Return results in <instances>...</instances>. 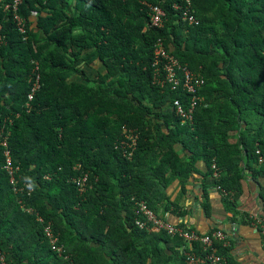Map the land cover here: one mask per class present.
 I'll list each match as a JSON object with an SVG mask.
<instances>
[{
	"label": "trees",
	"instance_id": "trees-1",
	"mask_svg": "<svg viewBox=\"0 0 264 264\" xmlns=\"http://www.w3.org/2000/svg\"><path fill=\"white\" fill-rule=\"evenodd\" d=\"M190 2L197 24L174 7L183 0H20L16 10L0 0L7 264H185L181 239L135 225L136 202L158 211L169 183L182 184L198 159L214 162L226 190L241 165L264 174V0ZM153 4L164 11L160 27L149 25ZM157 38L204 78L191 123L172 106L174 98L186 105L187 93L154 80ZM123 126L138 133L129 157L119 146ZM83 174L79 191L72 180Z\"/></svg>",
	"mask_w": 264,
	"mask_h": 264
},
{
	"label": "crops",
	"instance_id": "crops-1",
	"mask_svg": "<svg viewBox=\"0 0 264 264\" xmlns=\"http://www.w3.org/2000/svg\"><path fill=\"white\" fill-rule=\"evenodd\" d=\"M177 149L181 156L186 154L180 146ZM214 165L210 169L198 159L182 184L173 179L158 212H167L170 222L200 234L221 230L226 237L214 240L213 247L227 264H264V246L253 221L264 215V174L241 165L235 185L226 190L216 183L221 172ZM166 204L171 206L165 208ZM196 246L199 248L194 249L201 251L200 245Z\"/></svg>",
	"mask_w": 264,
	"mask_h": 264
},
{
	"label": "built area",
	"instance_id": "built-area-1",
	"mask_svg": "<svg viewBox=\"0 0 264 264\" xmlns=\"http://www.w3.org/2000/svg\"><path fill=\"white\" fill-rule=\"evenodd\" d=\"M19 3L20 0H14L13 7L16 8ZM174 7L180 9V17L183 21L188 24L198 23V20L191 11L190 0H183L181 6L175 4ZM149 14V25L160 27L164 17L163 9L159 5H150ZM15 19L18 22L20 20L18 15H15ZM20 31L23 32V28H20ZM152 67L154 80L158 82V84L161 86H168L171 90L180 88L187 93L186 105H184L179 98H174L172 106L176 115L180 117L181 123H191L196 108L203 101V97L199 94L204 84L202 75L190 70L186 64L180 63V61L166 49L161 38H157L154 45ZM37 88H39L38 76L35 78L32 93ZM32 93L28 96V99L32 98ZM121 130L122 138L119 142V146L123 150V153L129 157L137 143L138 133L136 129L125 126H123ZM3 144L5 145V143ZM256 153H258V150ZM5 155L7 162L5 167L11 171L12 166L9 151H5ZM259 161H261V158H259ZM72 181L79 191H83L86 174L75 177ZM10 182L16 185V181L13 177L10 179ZM26 187H28V185H26ZM218 188H220V186H218ZM134 212L136 215L134 223L138 228L154 231L164 230L171 237L181 239V244L177 247V251L184 258L185 264H227L225 257L216 254L213 247L214 240H224L226 237L221 230H213L208 233L200 234L194 230L178 226L168 220L167 212L160 213L155 211L143 200L136 202ZM253 221L258 225V231L264 246V215L255 217ZM43 231L49 240L51 249L58 253L61 252L62 247L56 244L57 237L53 234L50 226H44ZM194 244H199L201 251L194 249ZM0 264H7L1 253Z\"/></svg>",
	"mask_w": 264,
	"mask_h": 264
},
{
	"label": "clouds",
	"instance_id": "clouds-1",
	"mask_svg": "<svg viewBox=\"0 0 264 264\" xmlns=\"http://www.w3.org/2000/svg\"><path fill=\"white\" fill-rule=\"evenodd\" d=\"M12 7H13V6H12ZM16 7H17V6H16ZM13 9L16 10V8H14V7H13ZM15 15H16V14H14V19H15ZM19 18H20V17H19ZM15 20H16V19H15ZM16 21H17V20H16ZM20 21H21V18H20L19 22H18V21H17V22L20 23ZM20 28H23V27H20ZM19 30H20V29H19ZM35 69H36V68H35ZM33 84H34V83H33ZM37 89H38V88H37ZM37 89H35V90H37ZM35 90H34V91H35ZM34 91H33V93H34ZM31 93H32V89H31ZM31 93H30V94H31ZM33 93H32V96H33ZM30 94H29V95H30ZM29 95H28V96H29ZM27 99H28V97H27ZM31 99H32V98H31ZM31 99H28V101H30ZM29 104H30V102H25V106L28 107V108H29V106H30ZM31 187H32V185L29 184V188H31Z\"/></svg>",
	"mask_w": 264,
	"mask_h": 264
},
{
	"label": "rangeland",
	"instance_id": "rangeland-1",
	"mask_svg": "<svg viewBox=\"0 0 264 264\" xmlns=\"http://www.w3.org/2000/svg\"><path fill=\"white\" fill-rule=\"evenodd\" d=\"M90 69L92 70V71H90V75H94L95 74V72H96V69H94L93 67H90Z\"/></svg>",
	"mask_w": 264,
	"mask_h": 264
}]
</instances>
